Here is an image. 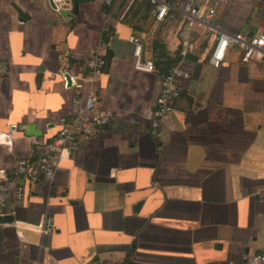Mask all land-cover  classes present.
<instances>
[{"label":"crops","instance_id":"0c3cea01","mask_svg":"<svg viewBox=\"0 0 264 264\" xmlns=\"http://www.w3.org/2000/svg\"><path fill=\"white\" fill-rule=\"evenodd\" d=\"M74 1L78 11L66 20L50 0H0V182L16 157L43 154L61 117L73 119L77 92L95 93L115 114L99 135L62 151L51 181L12 189L4 214L14 219L0 221V264H242L264 249L261 63L243 62L230 47L213 67V36L200 26L187 36L179 13L158 27L143 0ZM213 22L260 31L264 0H228ZM131 34L144 41L154 72L135 69ZM160 36L191 76L177 81L174 111L153 129L168 70L149 51ZM102 39L108 66L91 75L85 60ZM67 49L77 55L67 69L71 86L62 74ZM34 123L41 136L27 134Z\"/></svg>","mask_w":264,"mask_h":264},{"label":"built area","instance_id":"2783aa9c","mask_svg":"<svg viewBox=\"0 0 264 264\" xmlns=\"http://www.w3.org/2000/svg\"><path fill=\"white\" fill-rule=\"evenodd\" d=\"M54 11L62 15L67 12L66 20H72L75 11L74 0H50ZM104 5H113L116 0H101ZM130 5L136 0H126ZM151 6V12L158 23V27L168 16L176 13L182 14L186 24V35L195 27H203L205 31L214 37L210 50V64L218 68L226 58L230 47H237L241 52V60L245 63L259 61L264 72V28L260 31H227L221 29L213 19L218 14L222 3L228 0H211L207 5H199L198 0H186L182 5H173L169 0H143ZM163 35L165 33L163 32ZM128 40L134 45L135 69L145 73L155 71V63L151 58H145V44L142 38L131 34ZM185 45L189 50L193 44L187 39ZM76 53L67 49L62 53L64 59V71L68 72L70 61L76 58ZM108 43L101 40L99 45L91 51L85 60V67L89 74L97 75L104 72L108 66ZM69 73V72H68ZM191 72L179 61L173 63L164 75L161 89L155 103V118L151 121L153 129L159 127L160 122L167 115L174 111L177 99L180 96V89L177 86L179 79L190 78ZM68 86L67 77L63 75ZM74 81V79L72 78ZM75 84V81H74ZM99 98L95 93L89 92L83 95L77 92L73 98L74 117L68 120L60 118V130L49 142L45 143V151L36 158L16 157L15 164L9 177L0 182V213L4 214L8 198L12 189L18 184L23 190L24 181L30 185H37L42 181H51L57 171L61 153L64 149L81 141H87L99 135L114 119L115 114L111 109H103L99 106ZM4 141V139H3ZM43 233L50 231L48 221L42 227ZM242 264H264V249L247 253Z\"/></svg>","mask_w":264,"mask_h":264},{"label":"water","instance_id":"95a60500","mask_svg":"<svg viewBox=\"0 0 264 264\" xmlns=\"http://www.w3.org/2000/svg\"><path fill=\"white\" fill-rule=\"evenodd\" d=\"M14 8L19 12L20 16L22 18H24L23 12L18 7H16V5H14ZM75 11L76 12L78 11V2L75 3ZM181 50H182V46H180V48H179V53L181 52ZM62 74L67 77L68 85L71 86V85L74 84V81L72 80L71 75L67 71H64ZM26 131H27L28 135H35V136H41L42 135V130L37 129V124L36 123L31 124V125H27L26 126ZM141 204H142V202H140L137 205V208H139ZM13 219H14V216L12 214H2L0 216V221L11 222V221H13Z\"/></svg>","mask_w":264,"mask_h":264},{"label":"trees","instance_id":"16d2710c","mask_svg":"<svg viewBox=\"0 0 264 264\" xmlns=\"http://www.w3.org/2000/svg\"><path fill=\"white\" fill-rule=\"evenodd\" d=\"M151 9V6L149 4H146V9L149 8ZM155 46H156V50H155V56L159 58V60L164 61V63L167 65V67L169 68L171 64L173 63H177L180 59L181 54H176L175 57H170L169 55H167L165 53V42L163 40V37H157L154 40ZM155 63V61H154ZM155 67H156V63H155Z\"/></svg>","mask_w":264,"mask_h":264},{"label":"rangeland","instance_id":"374dc122","mask_svg":"<svg viewBox=\"0 0 264 264\" xmlns=\"http://www.w3.org/2000/svg\"><path fill=\"white\" fill-rule=\"evenodd\" d=\"M180 40H182V39L180 38ZM155 50H156V46H155L154 41H152V42L149 43V51L155 53ZM170 54H171V53H169V55H170ZM171 56H173V54H171Z\"/></svg>","mask_w":264,"mask_h":264}]
</instances>
